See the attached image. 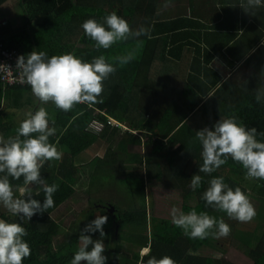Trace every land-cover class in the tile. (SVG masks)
<instances>
[{
	"label": "trees",
	"instance_id": "obj_1",
	"mask_svg": "<svg viewBox=\"0 0 264 264\" xmlns=\"http://www.w3.org/2000/svg\"><path fill=\"white\" fill-rule=\"evenodd\" d=\"M6 1L0 0V7ZM20 6L24 16H28V22L45 17L40 20L36 39L39 52H46L48 57L73 53L91 62L94 57L104 55L114 63V57L135 50V58L126 65H117V71L103 82L102 102L77 104L69 112L56 108L55 116H49L50 126L56 128V134L49 142L64 146L66 153L58 164L52 165L53 169L49 162L41 169L49 184L58 185V191L53 196L54 207L28 221L29 235L24 240L28 244L31 241V255L23 260V264H70L78 250L75 245L79 243L81 230L70 234L69 241L56 246L62 225L54 214L61 204L75 195V184L82 174H88L89 163L76 165L70 156H76L99 138L109 140L116 148L110 146L107 156L95 157L92 173L99 163L126 180L138 177L131 174V165L125 162L124 156L136 146L145 148L142 159L145 177L139 176L142 185L138 190L142 205L122 208L112 201L108 205L116 209L110 211L105 201L91 203V207L96 206L94 209L106 215L111 223L104 227L106 264H146L153 256L156 259L169 256L176 264H223L225 258L217 251L222 242L220 239L193 240L172 223V218L148 216L145 186L149 181H160L164 187L181 191L184 196L195 193L197 203H184L182 211L187 213L194 209L198 213L207 212L217 220L224 219L233 228L230 240L232 237L236 247L245 252L247 262L249 259L251 264H264V180L246 178V170L231 158L211 174L199 172L203 164L202 146L196 139V132L202 128H212L219 119L234 118L247 128L255 127L257 139L264 142V136L259 135L264 133V65H261L264 60V8L256 9L254 15L241 8L239 23L236 20L234 27L227 25L226 20L216 25L218 29L229 26L237 32L227 33L224 40H218L217 44H222L219 49L209 47L202 51L197 44L195 49L191 48L190 43L194 42L184 38L182 29L185 27L182 25L172 26L179 28V36L160 32L159 25L165 22H158L154 27L152 14L145 4L137 1L20 0ZM79 9L84 13L78 12ZM113 12L126 19L133 30L143 27L150 35L118 42L107 50L97 49L95 41L84 33L82 24L90 18L104 23V18ZM178 21L174 20L173 24H180ZM189 21L198 23L194 19ZM2 28L0 34L4 35L7 31ZM204 28L208 29L206 25ZM238 29H241L240 37L235 39ZM26 31L23 27L18 33L22 35ZM30 36L28 33V42L23 38V43H19V35L15 33L4 43L27 56L32 48ZM215 54L233 68L229 76L224 77L210 65ZM229 56L233 58L229 59ZM187 58L195 61L190 65ZM24 86L29 85L9 87ZM194 174L203 178L195 191L189 187ZM221 176L233 189L240 187L248 198L258 200L256 215L250 222H237V226L233 223L236 220L230 219L225 212L206 206L202 197L208 182ZM9 179L19 195L23 178ZM126 185L131 191L129 183ZM34 198L43 202L44 193ZM4 212L0 205V217ZM93 212V208L88 210L89 222L93 220ZM149 222L153 225L149 235L136 237L131 234L135 231L130 229L144 230ZM94 234L93 239L102 238L98 231ZM128 242L134 246H129ZM142 249L146 252L142 253Z\"/></svg>",
	"mask_w": 264,
	"mask_h": 264
},
{
	"label": "clouds",
	"instance_id": "obj_2",
	"mask_svg": "<svg viewBox=\"0 0 264 264\" xmlns=\"http://www.w3.org/2000/svg\"><path fill=\"white\" fill-rule=\"evenodd\" d=\"M239 6L245 13L255 14L264 8V0H241ZM84 33L93 41L97 49H110L118 42L149 36L147 29L133 30L123 17L115 12L98 23L94 18L83 22ZM264 43V41H262ZM135 58V50L114 57L110 63L104 55L84 61L73 53L48 57L44 51H32L27 56L17 58L16 67L22 75V82L30 86L32 94L41 104L51 102L56 108L69 112L77 104L92 105L102 102L104 81ZM261 95H257L260 101ZM54 124V121L51 122ZM56 134L50 126L49 113L40 107L28 113L21 121L14 135L0 136V205L11 217L20 221H31L37 214H43L54 207V193L58 185L49 184L41 169L47 162L59 161L62 153L49 138ZM257 129L238 124L234 118L219 119L212 128L204 127L196 132V139L202 146L203 164L199 172L211 174L224 165L228 158L240 163L246 170V178L264 180V142L257 139ZM264 136V133H259ZM23 178V186L14 191L10 179ZM202 177L194 174L189 187L195 191L202 183ZM203 193L206 206L225 212L230 219L241 223L250 222L256 211L248 196L240 187L233 189L224 178L214 177ZM44 193L43 202L34 198ZM172 223L183 230L189 238L204 240L209 237L221 239L230 235L231 228L224 219L217 220L207 212L187 213L178 208L171 209ZM106 215L96 218L84 226L79 235V247L70 264H106L105 245L101 239H93L91 233L105 236ZM26 228L17 221L0 219V264H23L30 257L31 248L24 240ZM146 264H176L169 256L156 259L154 256Z\"/></svg>",
	"mask_w": 264,
	"mask_h": 264
},
{
	"label": "crops",
	"instance_id": "obj_3",
	"mask_svg": "<svg viewBox=\"0 0 264 264\" xmlns=\"http://www.w3.org/2000/svg\"><path fill=\"white\" fill-rule=\"evenodd\" d=\"M106 1H110V0H106ZM122 1H126V2L137 1L138 4H145L147 11L151 13L152 18H154V23H153L154 27L157 26L158 22H165L159 25V30L162 33L170 34L173 36H179V34L177 35V31L179 30V28L174 29V27L172 26L173 25L184 26L185 28L182 29L184 38H187L194 42V43H190L191 48L195 49V45L197 44L201 46L202 51L208 49L209 47H213L215 50L219 49L222 44L218 45L217 44L218 40L221 41L224 40V38L226 37L225 34L227 33L231 34L237 32L235 31L237 29H231V28L234 27V25H236V20H238L239 23L238 11L241 9V7L239 6L240 2H238V0H122ZM1 9L5 11L9 10V13L5 14V12L2 11ZM78 12L82 14L84 13L82 9H79ZM0 16L2 17V19L0 20V28L3 26L2 29L4 30L5 28L7 31V33L3 31V33H5L4 35L0 34V36L5 40V42L7 39H10V37L15 35V33L19 35L18 38L19 43H23L24 40L28 42V33H29L31 35L30 41L32 45L31 51L29 53H31L32 51L39 52L36 34H38L39 31L40 20L45 18L44 16L38 18L37 20H33V21L31 20L28 22V16H24L23 9L20 6V0H7L0 7ZM189 19L198 20V23L189 21ZM174 20H179L177 23L180 24H173ZM224 20H226L227 25L229 26L232 25V27L227 26L229 27V29H226L227 27L220 29L216 28V25L223 23ZM205 25L208 27V29L204 28ZM210 26L212 28H210ZM23 27H25L27 31L21 35L18 32ZM213 28L217 30H213ZM240 33H241V29H238V36L235 39L240 37ZM23 38L25 39L22 40ZM222 50H225V47H223ZM228 58L231 59L233 57L229 56ZM195 59H197V57H195ZM195 59L187 58L186 61L190 62L191 65V63L195 61ZM210 65L216 68L224 77L229 76L230 72L233 71V68L229 67L225 63V61L222 60L217 54H215L214 56L212 55V58L210 60ZM261 65H264V60L262 61ZM45 105L46 104H41L37 100V98L34 97L30 86L28 87L24 86L22 88L20 87L11 88L8 85L2 84V86H0V136L7 138L8 136L14 135L21 121L27 118L28 113H34L40 107H44ZM51 106L55 108V111H54V115L52 116L49 115V116L54 117L56 113V107L54 104H51ZM102 136H104V134ZM103 145H104V151L98 152V148L99 147L101 148ZM109 147H110L109 140H106L104 138H99L97 139L96 142L91 144L83 151L79 152L76 156L74 157L70 156V158L72 162L74 161V164L76 165L89 163L87 175L89 176V179L91 180L94 179V183H93L94 190L100 189L99 191L100 197L96 202L101 203L105 201L107 203L105 206L108 207L110 211H114L116 208L112 206V208L114 207V209H111V206L109 207L108 204L112 201L118 202V200L115 199V197L122 195L121 189L119 190V193L118 191L116 192L114 187L115 181H120L121 183L122 182L124 183V186L126 188L124 189V191L126 195H130L132 194V192L129 190L128 186L126 185L127 180L125 179V177L121 176L119 173L116 174L112 173L113 172L112 169L108 170L107 168H102L101 165L97 163V166L94 167L96 169L92 173V169H93L92 162L94 161L95 157L107 156ZM57 148L62 153V158H61L62 160L63 155L66 153L64 149L65 147L60 145L57 146ZM61 160L49 162L51 164V169H53L52 165L58 164ZM77 183L78 181L76 182L75 187L77 186ZM158 183H159L158 181H155L153 183H151L150 181L146 182V186H145L146 191H147V185L152 186L154 184V186L157 185L163 186L161 182L160 184ZM163 188L166 190H172L164 186ZM157 190L159 189H156V191ZM90 195H92V193ZM62 205L63 204H61L57 210L61 209ZM118 207L135 208L127 204L124 206L118 205ZM93 210L97 211L96 209ZM147 210H148V216H158L157 214H155L153 210L151 214V209L149 205L147 207ZM97 215H101L100 211H97L96 216ZM110 224L111 223L108 220L103 227H108L110 226ZM85 225L86 222L84 221L83 228ZM147 227L149 229V232L146 230V228L144 229V232L150 234L152 232L151 230L153 225L149 222V225H147ZM130 228L131 226L129 227V229ZM93 236L97 237V234H94Z\"/></svg>",
	"mask_w": 264,
	"mask_h": 264
},
{
	"label": "rangeland",
	"instance_id": "obj_4",
	"mask_svg": "<svg viewBox=\"0 0 264 264\" xmlns=\"http://www.w3.org/2000/svg\"><path fill=\"white\" fill-rule=\"evenodd\" d=\"M2 11H4L5 14L9 13V10L7 11L2 10ZM1 19L2 17L0 16V20ZM51 104L52 103L49 102L44 106V108L48 111L50 116L54 115V111H55V108L51 106ZM110 146L114 149L116 148L114 143ZM101 148L100 147L98 148V152L104 151V145ZM144 150H145L144 146H141V147L136 146L133 148V151L131 152L128 151L125 154V161L131 165L129 168V171L131 172V174L139 175L140 177L142 176V178L145 177L142 174V172L145 173L144 165L142 161L144 157V154H143ZM158 182H159L158 184H160V181ZM93 183H94V180L89 179V176L87 174H82V177L79 179L77 183L75 195H73V197L68 199V201L61 206V209L57 210V212L54 214V217H56L59 220L60 224L62 225L58 233V236L56 237V240H55L56 246H59L60 244H63L64 242L69 241L70 239L69 235L71 233L76 232L78 229L82 230L84 221L87 220L86 222L89 223L88 210H90L91 208L94 209V207H96L94 205H92L91 207V203L96 202L98 198L100 197V192H99L100 189L94 190ZM127 183H129L131 191L134 192L133 193L134 196H131L130 193H129L130 195H126L124 191V189H126L124 186V183H121L120 181H115V186H114L115 190L116 192L118 191L119 193V190L121 189L122 195L116 196L115 199H117L118 202L114 199L116 202H113V203H115L116 205H121V206H124L127 204L133 207H136V206L138 207L142 205L141 203L143 199L140 193L138 192V190H140L141 185H142L140 178L137 176L131 177L129 180H127ZM156 189H159V190L156 191ZM90 192L92 193V195H90L91 194ZM146 199H147L146 206L148 207L149 205L151 209V214L153 210L155 214H157L158 216L167 217V218H172L171 216L172 208L175 207V208L182 210V205L184 203H189L190 205H195L197 203L195 193H191L187 196H184L181 191L166 190L163 188V186L161 185L154 186V184L152 186L147 185ZM249 200L255 208V206L258 204V200L256 199L251 200V197L249 198ZM3 209L5 210L4 212L5 214H3L2 217H0V219H5L10 222L17 221V222L22 223V225L26 228L28 235H29L28 221H20L19 218L11 217L10 214L7 212V210L5 208ZM96 213L97 212L95 211L92 214L93 220L96 217ZM112 215H115V214H112ZM237 222L238 221L233 222V223H235L238 226ZM230 228L233 230L232 227ZM130 230L135 231L131 233V234H134L135 236L140 235V234H146L144 230L139 231L138 227L136 229H130ZM146 230L149 232L148 227H146ZM230 236L221 238L220 240L222 242H220L218 245L217 251H219L225 258L223 264H249L250 261L248 259V262H247V256L245 255V252L243 250H239L236 247V243L232 240V237L230 240ZM149 239H151V235L149 236ZM101 240H103L105 244L104 237H102ZM28 242L31 248V245H30L31 241L29 240ZM128 245L131 247L134 246L133 243L130 244L129 242H128ZM78 247H79V243L75 245V249H78ZM141 252L144 253L146 251L142 249Z\"/></svg>",
	"mask_w": 264,
	"mask_h": 264
},
{
	"label": "built area",
	"instance_id": "obj_5",
	"mask_svg": "<svg viewBox=\"0 0 264 264\" xmlns=\"http://www.w3.org/2000/svg\"><path fill=\"white\" fill-rule=\"evenodd\" d=\"M0 36V83L8 86L27 85L22 82L20 70L16 67L17 58L23 55L15 48L5 45Z\"/></svg>",
	"mask_w": 264,
	"mask_h": 264
},
{
	"label": "flooded vegetation",
	"instance_id": "obj_6",
	"mask_svg": "<svg viewBox=\"0 0 264 264\" xmlns=\"http://www.w3.org/2000/svg\"><path fill=\"white\" fill-rule=\"evenodd\" d=\"M111 208H112V205H111ZM114 208V207H113Z\"/></svg>",
	"mask_w": 264,
	"mask_h": 264
},
{
	"label": "water",
	"instance_id": "obj_7",
	"mask_svg": "<svg viewBox=\"0 0 264 264\" xmlns=\"http://www.w3.org/2000/svg\"><path fill=\"white\" fill-rule=\"evenodd\" d=\"M111 209H114V208H111Z\"/></svg>",
	"mask_w": 264,
	"mask_h": 264
}]
</instances>
